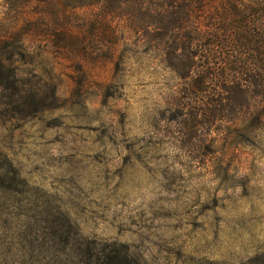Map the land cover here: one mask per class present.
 I'll return each instance as SVG.
<instances>
[{
  "label": "rangeland",
  "instance_id": "1",
  "mask_svg": "<svg viewBox=\"0 0 264 264\" xmlns=\"http://www.w3.org/2000/svg\"><path fill=\"white\" fill-rule=\"evenodd\" d=\"M32 9L0 0V264H264V120L190 137L142 40L47 50Z\"/></svg>",
  "mask_w": 264,
  "mask_h": 264
},
{
  "label": "trees",
  "instance_id": "2",
  "mask_svg": "<svg viewBox=\"0 0 264 264\" xmlns=\"http://www.w3.org/2000/svg\"><path fill=\"white\" fill-rule=\"evenodd\" d=\"M47 24V50L80 54L97 41L140 39L180 81L170 108L195 137L264 120L263 0H9ZM40 24V23H39ZM83 56V55H82ZM103 248L86 264H130Z\"/></svg>",
  "mask_w": 264,
  "mask_h": 264
}]
</instances>
